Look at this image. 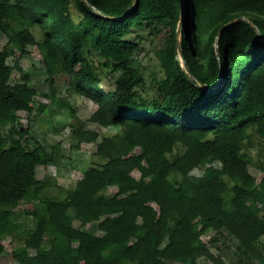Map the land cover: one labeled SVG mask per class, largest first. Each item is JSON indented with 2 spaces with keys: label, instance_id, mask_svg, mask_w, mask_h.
<instances>
[{
  "label": "trees",
  "instance_id": "obj_1",
  "mask_svg": "<svg viewBox=\"0 0 264 264\" xmlns=\"http://www.w3.org/2000/svg\"><path fill=\"white\" fill-rule=\"evenodd\" d=\"M132 1L76 0L77 21L72 0H0V31L22 51L37 44L50 75L66 70L74 88L96 100L95 122L120 126L114 134L83 124L75 130L76 138L96 143L104 161L89 166L64 198L45 199L32 211L36 225L14 258L197 264L206 255L227 264L202 238L208 232L215 241L226 230L244 254L262 257L264 175L257 180L250 171L246 146L253 131L264 142V0H185L183 53L177 47L182 0ZM17 22L38 24L42 38L30 27L15 31ZM148 29L165 38L164 76L153 98L138 90L140 69L131 64ZM10 54L0 49V253L2 236L18 228L12 209L38 196L45 184L38 166L56 159L43 143L30 144L27 128L11 136L3 131L16 128L19 110H34L37 95L27 73L10 81Z\"/></svg>",
  "mask_w": 264,
  "mask_h": 264
},
{
  "label": "rangeland",
  "instance_id": "obj_2",
  "mask_svg": "<svg viewBox=\"0 0 264 264\" xmlns=\"http://www.w3.org/2000/svg\"><path fill=\"white\" fill-rule=\"evenodd\" d=\"M71 12L75 20L81 18L76 0H72ZM252 14V12H250ZM14 30L30 27L38 39L43 36L42 28L29 25L25 22L14 24ZM141 45L132 59L133 66H139L141 80L136 85L140 93L146 98H153L157 93V85L163 79L164 71L161 65L160 48L165 43V38L157 31H141ZM136 37V33L133 35ZM137 38V37H136ZM140 39V38H139ZM9 48L11 54L8 63L13 66L10 81L12 83L22 80V75H29V83L37 90L34 110H19L17 126L8 125L3 128L6 135L15 134L17 128H27L30 144L43 143L49 149L55 150L56 159L47 165H39L37 175L45 179V184L34 199L21 201L11 211V219L18 224L16 232L6 233L2 236L4 251L0 253V264H19L13 254L25 244L29 231L36 225V216L32 211L41 206L45 199H61L67 195L70 188L74 187L89 166H99L104 161L96 154V143L93 141L76 138L75 130L84 125L90 130H97L103 134H114L120 131L119 125L103 126L92 119L93 113L98 108V103L92 97L80 93L74 88L69 72L61 70L50 75L44 66L42 54L35 43L27 45V50L22 51L16 38L0 31V49ZM180 58L183 60L180 54ZM114 87V84L104 83V87ZM41 103L47 106L39 110ZM247 150L252 155L250 171L260 180L264 175V142L256 131L251 132ZM134 173L139 175V171ZM177 177V174L174 175ZM95 227L93 222L86 225ZM211 234V233H210ZM208 232L202 238L211 247V250L220 255L227 264H264V235L261 238L260 249L262 257L247 256L238 249L239 240L231 232L225 231L214 241ZM29 252L35 253L29 247ZM197 264H214L206 255H200Z\"/></svg>",
  "mask_w": 264,
  "mask_h": 264
},
{
  "label": "water",
  "instance_id": "obj_3",
  "mask_svg": "<svg viewBox=\"0 0 264 264\" xmlns=\"http://www.w3.org/2000/svg\"><path fill=\"white\" fill-rule=\"evenodd\" d=\"M136 1H137V0H133V1H132V6H134V4L136 3ZM184 3H185V0H182V5H181V17H180V22H179L178 30H177V47H178L180 53H183V50H182V38H181V34H182V31H183V28H184L185 19H186V14H187V10H186V8L184 7ZM108 16H109V17H112V18H114V17H118V16H116V15H108ZM234 20H236V18H234L233 20H231V21L225 23V24L223 25V27L221 28L220 32H222V30L226 27V25H228L229 23H232ZM220 59H221V56H220ZM185 66H186V69H187V71L189 72L190 76L192 77L193 74H192V71H191V69H190L189 64H188L187 61H185ZM221 66H222V63H221ZM223 77H224V75H223V71H221L220 82H222ZM199 85H200L201 87H205L204 84L199 83Z\"/></svg>",
  "mask_w": 264,
  "mask_h": 264
}]
</instances>
